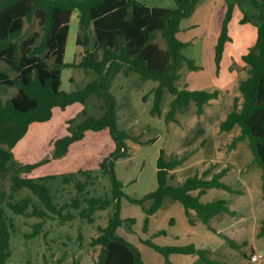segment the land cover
I'll return each instance as SVG.
<instances>
[{"label": "rangeland", "instance_id": "374dc122", "mask_svg": "<svg viewBox=\"0 0 264 264\" xmlns=\"http://www.w3.org/2000/svg\"><path fill=\"white\" fill-rule=\"evenodd\" d=\"M135 1L149 7L175 6L174 0ZM230 3H234L232 17L227 23L230 39L226 42L221 64L217 69L214 45ZM253 12L255 10L248 0H198L191 15L181 20L176 36L188 43L182 52L193 60L195 67L190 68L186 62H181L177 68L176 85L179 88L218 91L217 97L210 99L201 113L197 112L195 103L191 102L183 111H177L173 120H167L166 115L173 98L168 91L163 94L161 112H151L156 81L144 79L132 71L124 74L123 68L112 80L110 91L116 100L118 128L126 130L131 136L125 140L128 156L118 159L114 168L117 178L124 184L123 191L126 194L141 197L156 188V160L160 148L164 149L166 158L172 155L185 156L184 161L170 171L168 181L171 183H181L187 176L195 173L203 175L204 171L208 172L205 175L208 178L220 168H227L222 181L231 184L233 188L250 187V193L208 189L202 201L222 198L237 211L234 216L220 214L213 217L209 225L214 232L199 220L193 210H190L193 220L190 222L182 205L169 198H165L162 207L149 217L148 228L144 231L145 214L142 207L122 198L119 209L122 223L116 227L115 233L138 249L144 264H166L161 253L143 242L147 238H152L160 245L194 244L206 249L208 256L217 264H264V235H257L258 226L264 220V190L260 186V167L254 161L247 139L230 147L232 138L239 133L238 126L230 131L219 129V123L226 114L241 101L238 84L247 76L249 67L241 60V55L254 46L256 39L254 18L247 22H241V19L244 14L251 17ZM36 30H39V24L37 18L33 17L24 22L22 34L26 37ZM79 31L78 12L73 11L69 21L64 62H79L82 58L81 51L85 47L90 52L96 50L93 32H88V43L84 47L77 43ZM154 41L160 47H165V40L160 32L156 33ZM99 54L97 51L96 55ZM52 61V58L47 59L48 64ZM0 70H6L10 76L15 75L3 61H0ZM93 75L92 71L81 67H62L61 89L70 91L82 87ZM15 93V87L0 86L2 100ZM102 103L101 99L93 95L84 104H71L66 110L54 108L49 121L34 122L29 126L26 134L12 149L14 158L25 163L47 157L52 150V144L48 141L50 137L47 135L57 137L58 133L65 131L66 117L73 115L72 118L80 119L83 109L99 116L102 113ZM79 141L74 143L67 156L51 159L35 169L38 175H56L46 182L52 199L58 206H62L63 214L71 213L73 217L63 220L58 215L50 214L34 236L30 235L32 226L41 219L15 214L5 202L20 200L29 195L35 204L41 205L40 202L27 188L12 192L10 175L0 173V188L6 193V197L0 200V205L14 225V231L10 235V255L5 264H97L100 245H92L91 240L98 234L97 225L106 226L114 208L111 205L95 210L92 213L93 222L79 216L78 211L86 204L82 200L84 195H110V180L107 175L100 173L99 162L113 150L114 143L107 129L89 130ZM79 168L92 170L93 176L92 182L84 189L87 191L82 193L72 183L64 184L61 179L62 174L76 172ZM78 177L84 179L82 175ZM75 197L81 200L79 208L72 204ZM130 219H134V222ZM159 230L165 233L154 235ZM220 235H226L238 244L245 242V245H240L239 249L231 248ZM253 253L262 256L260 263L249 260ZM167 259L171 264H204L196 254L170 253Z\"/></svg>", "mask_w": 264, "mask_h": 264}, {"label": "trees", "instance_id": "16d2710c", "mask_svg": "<svg viewBox=\"0 0 264 264\" xmlns=\"http://www.w3.org/2000/svg\"><path fill=\"white\" fill-rule=\"evenodd\" d=\"M197 1L174 0L175 6L166 8L149 7L135 0H0V61L5 62L15 72L14 76H10L6 70H0V86L16 88V93L10 98L2 100L0 96V173L10 175L12 192L27 188L41 204H35L30 195L5 202L15 214L41 219L33 224L30 235L38 234L44 219L50 214L58 215L63 220L73 217L71 213L63 214L62 206H58L52 199L46 182L56 175H38L35 169L51 159L67 155L71 145L83 139L89 130L107 129L114 143L113 150L99 162L100 173L109 177L110 195H84L82 200L86 204L78 211L79 216L93 222L92 213L95 210L111 205L114 208L106 226L97 225L98 234L91 240L92 245H100L97 264H144L138 249L115 233L116 227L122 223L119 217L122 198L142 207L145 214L144 231L148 228L149 216L162 206L165 198L179 202L190 222L193 220L189 211L193 210L199 220L213 232L215 230L209 225L213 217L236 214L225 199L202 201L211 188L239 193L221 181L227 168H220L208 178H205L208 172L204 171V176L195 173L187 176L181 183H171L168 181L171 177L170 171L180 165L185 156L172 155L166 158L164 149L160 148L156 160L157 186L141 197H131L123 191L124 184L117 178L114 169L118 159L128 156L125 140L131 137L126 130L118 128L116 100L110 91L112 80L121 68L124 74L132 71L144 79L157 82L153 90L152 113L161 112L165 91L173 95L166 115L167 120H173L175 113L183 111L191 102L195 103L197 112L201 113L204 105L218 95L217 90L179 88L175 83L178 78L177 68L181 62H186L190 68L195 67L193 60L182 52L188 43L179 40L176 34L180 30L181 20L191 15ZM248 2L255 12L251 17L244 14L241 22L254 18L256 39L254 46L241 55V60L249 67L247 76L238 84L240 104L226 114L219 123V129L230 131L235 126L239 127V133L232 138L230 147H234L242 139H247L254 161L261 169V188L264 190V0ZM233 8L234 3H230L214 45L217 69L220 67L226 42L230 39L227 23L232 17ZM73 11L78 12L80 23L77 43L85 47L89 39L88 32L91 30L96 48L95 52L83 48V56L78 63L63 61ZM33 17L38 20L39 30L24 37V22ZM157 32L165 40L164 48L154 41ZM97 51L100 52L99 56L96 55ZM49 58L53 59L51 64L47 63ZM73 66L92 71L94 77L82 87L63 90L61 68ZM93 95L103 102L99 116L83 109L80 119H67L66 133L55 138L50 137L48 141L52 144V150L40 161L21 163L14 158L12 149L26 134L30 124L50 120L53 108L64 110L74 103L84 104ZM79 175L84 179L81 180ZM92 177V170L82 168L61 175L62 183H72L79 193L87 191L84 189L92 182ZM5 197L6 193L0 188V200ZM80 203L78 197L73 198L74 207L79 208ZM130 221L133 223L134 219ZM11 231H14L13 222L0 205V264H5L10 255ZM164 233L159 230L154 235ZM257 235H264V220ZM220 236L231 248L239 249L240 245H245V242L238 244L226 235ZM143 242L161 253L166 264H171L167 259L170 253L196 254L204 264H217L208 256L206 249L194 244L160 245L152 238L144 239Z\"/></svg>", "mask_w": 264, "mask_h": 264}, {"label": "crops", "instance_id": "0c3cea01", "mask_svg": "<svg viewBox=\"0 0 264 264\" xmlns=\"http://www.w3.org/2000/svg\"><path fill=\"white\" fill-rule=\"evenodd\" d=\"M81 53H82V51H81ZM82 56H83V53H82ZM77 63H78V62H77ZM74 104H76V103H74ZM72 105H73V104H72ZM67 108H68V106L65 108V110H66ZM53 111H54V108H53ZM71 116H73V115H68V117H66V118L69 119ZM48 121H49V120H48ZM46 122H47V121H46ZM31 125H33V123L30 124V126H31ZM28 129H29V128H28ZM47 129H48V128H47ZM65 133H66V128H65V131H63V132H61V133H58L57 137H58V136H61V135H64ZM47 136H48V137H52V136H50V135H47ZM47 136H46V137H47ZM48 137H47V138H48ZM52 138H55V137H52ZM79 142H80V141H79ZM75 143H76V142H75ZM73 145H74V143L71 145V147H70V151H69V152H71V149L73 148ZM68 154H69V153H68ZM68 154H67V155H68ZM67 155H66V156H67ZM226 172H227V171H226ZM259 173H260V176H259V177H260V186H261V169H260V172H259ZM221 181H222V178H221ZM223 182H224V181H223ZM224 183H227V182H224ZM227 184H229V183H227ZM244 184H245V182H244ZM229 185L231 186V184H229ZM231 187H232V186H231ZM242 187H243V186H242ZM232 188H233V187H232ZM249 188H250V187H249ZM249 188H248V187L246 188V187L244 186L243 188H234V189L237 190V191L240 192V193H244V192L250 193ZM164 200H165V199H164ZM171 201H172V200H171ZM163 204H164V201H163ZM163 204H162V205H163ZM228 206L230 207L229 203H228ZM161 207H162V206H161ZM230 209L235 210L234 208H231V207H230ZM158 210H159V209H158ZM235 211H236V210H235ZM156 212H157V211H156ZM156 212H155V213H156ZM183 212H184V211H183ZM189 212H190V211H189ZM236 212H237V211H236ZM155 213H154V214H155ZM154 214H152V215H154ZM152 215H150L149 217H151ZM185 216H186V215H185ZM190 216H191V213H190ZM190 218H191V217H190ZM148 224H149V222H148ZM260 225H261V224H260ZM260 225L258 226L259 228H260ZM259 228H258V231H259ZM257 233H258V232H257ZM261 236H263V235H261ZM152 240H153V239H152ZM155 243H156V242H155ZM195 246H196V245H195ZM196 247H197V246H196ZM200 248H201V247H200Z\"/></svg>", "mask_w": 264, "mask_h": 264}, {"label": "built area", "instance_id": "2783aa9c", "mask_svg": "<svg viewBox=\"0 0 264 264\" xmlns=\"http://www.w3.org/2000/svg\"><path fill=\"white\" fill-rule=\"evenodd\" d=\"M261 258H262V256H261L260 254H258V253H257V254L253 253V254L250 255L249 260H250L251 262H258V263H260Z\"/></svg>", "mask_w": 264, "mask_h": 264}]
</instances>
